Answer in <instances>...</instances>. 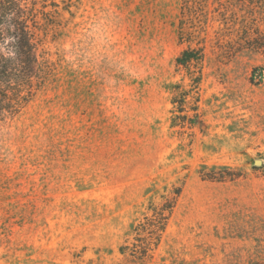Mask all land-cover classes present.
<instances>
[{"label":"rangeland","instance_id":"374dc122","mask_svg":"<svg viewBox=\"0 0 264 264\" xmlns=\"http://www.w3.org/2000/svg\"><path fill=\"white\" fill-rule=\"evenodd\" d=\"M249 6L38 0L49 75L0 121V264H264V52L242 31L264 21ZM188 49L202 61L178 65Z\"/></svg>","mask_w":264,"mask_h":264},{"label":"trees","instance_id":"16d2710c","mask_svg":"<svg viewBox=\"0 0 264 264\" xmlns=\"http://www.w3.org/2000/svg\"><path fill=\"white\" fill-rule=\"evenodd\" d=\"M248 1L254 7L249 6L251 12L258 9L264 21V0ZM37 2L38 0H0V121L5 113L17 111L22 104L27 103L34 91L39 90L43 84L44 76L49 75V66L34 40L30 27L36 17ZM42 8L46 9L47 5L43 4ZM184 9L188 13L191 12L190 1H185ZM253 21L255 22L256 19ZM247 26L244 24L242 30L247 48L264 52V33ZM252 34L255 37H251ZM203 56L202 50L188 49L177 59V63L186 67L193 62L202 61ZM173 103L180 105L182 101L174 99ZM179 111L182 112V108H179ZM192 111L197 116L198 107H193ZM205 178L216 180L215 177ZM180 195L181 189H175L164 198L160 206L154 207L152 209L154 218L149 220L148 227H143L145 228L143 231H150V237L162 233ZM160 235L155 239L157 242ZM157 242L153 244L156 246ZM151 244L150 241L142 247L143 256L151 250Z\"/></svg>","mask_w":264,"mask_h":264}]
</instances>
